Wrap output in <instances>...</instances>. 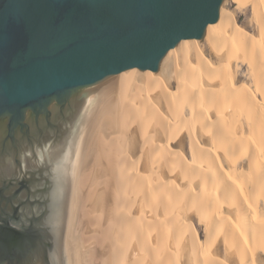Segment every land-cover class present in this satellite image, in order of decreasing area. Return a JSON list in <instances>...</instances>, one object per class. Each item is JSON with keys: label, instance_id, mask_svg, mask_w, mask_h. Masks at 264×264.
<instances>
[{"label": "bare ground", "instance_id": "bare-ground-1", "mask_svg": "<svg viewBox=\"0 0 264 264\" xmlns=\"http://www.w3.org/2000/svg\"><path fill=\"white\" fill-rule=\"evenodd\" d=\"M235 2L204 30L210 56L188 39L155 72L109 81L75 162L63 264H264V0ZM248 7L252 33L235 17Z\"/></svg>", "mask_w": 264, "mask_h": 264}, {"label": "water", "instance_id": "water-1", "mask_svg": "<svg viewBox=\"0 0 264 264\" xmlns=\"http://www.w3.org/2000/svg\"><path fill=\"white\" fill-rule=\"evenodd\" d=\"M222 0H0V115L68 102L50 175L49 264H63L70 185L80 145L116 75L153 73L161 58L218 20ZM57 159V161H56Z\"/></svg>", "mask_w": 264, "mask_h": 264}, {"label": "flooded vegetation", "instance_id": "flooded-vegetation-1", "mask_svg": "<svg viewBox=\"0 0 264 264\" xmlns=\"http://www.w3.org/2000/svg\"><path fill=\"white\" fill-rule=\"evenodd\" d=\"M56 99L0 115V264H49L45 221L53 151L73 110ZM57 161V159H56Z\"/></svg>", "mask_w": 264, "mask_h": 264}, {"label": "rangeland", "instance_id": "rangeland-1", "mask_svg": "<svg viewBox=\"0 0 264 264\" xmlns=\"http://www.w3.org/2000/svg\"><path fill=\"white\" fill-rule=\"evenodd\" d=\"M235 7H236L235 0H222V3L220 5V10L223 9L224 11H226V13H231L236 9ZM238 12L239 13L235 16L238 25L246 28L248 32L252 33L253 23L251 22V17H252L251 7H248L247 9L238 10ZM198 41L200 42L199 45L201 49L205 50L207 56H210L209 49L207 48L205 44L206 42L204 41V36L198 39ZM241 72L243 74H247V67L245 65L242 66ZM89 234H93V233L89 232Z\"/></svg>", "mask_w": 264, "mask_h": 264}]
</instances>
